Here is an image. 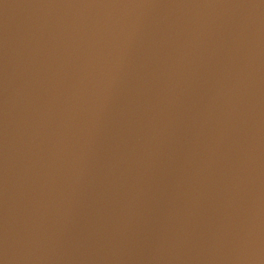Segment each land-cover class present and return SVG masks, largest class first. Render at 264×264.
<instances>
[{
  "label": "water",
  "instance_id": "water-1",
  "mask_svg": "<svg viewBox=\"0 0 264 264\" xmlns=\"http://www.w3.org/2000/svg\"><path fill=\"white\" fill-rule=\"evenodd\" d=\"M2 264H264V0H0Z\"/></svg>",
  "mask_w": 264,
  "mask_h": 264
},
{
  "label": "snow or ice",
  "instance_id": "snow-or-ice-1",
  "mask_svg": "<svg viewBox=\"0 0 264 264\" xmlns=\"http://www.w3.org/2000/svg\"><path fill=\"white\" fill-rule=\"evenodd\" d=\"M0 264H2V261H0Z\"/></svg>",
  "mask_w": 264,
  "mask_h": 264
}]
</instances>
